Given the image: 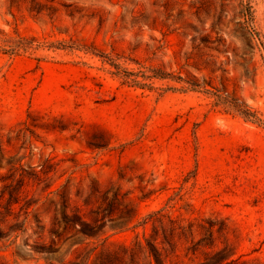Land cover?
Here are the masks:
<instances>
[{"label":"rangeland","instance_id":"374dc122","mask_svg":"<svg viewBox=\"0 0 264 264\" xmlns=\"http://www.w3.org/2000/svg\"><path fill=\"white\" fill-rule=\"evenodd\" d=\"M0 32V264H264V0H0Z\"/></svg>","mask_w":264,"mask_h":264},{"label":"trees","instance_id":"16d2710c","mask_svg":"<svg viewBox=\"0 0 264 264\" xmlns=\"http://www.w3.org/2000/svg\"><path fill=\"white\" fill-rule=\"evenodd\" d=\"M1 33V32H0ZM1 38V37H0ZM15 49V47L13 48ZM114 66L116 67V70L114 71V74L118 77H120L123 81V83H128L131 85L139 86V87H148V88H154V80H165V79H173L178 80L180 82H185L186 85H182L180 87L170 86L167 89H187L191 86H194L192 88H195L198 85V83H194L191 81H188L187 79L179 76L175 77V75L165 71L162 68H152L149 67L147 69H142L139 71H132L127 68H123L120 64L114 63ZM178 78V79H176ZM188 84V85H187ZM215 95V104L220 105L223 104L230 109L235 110L242 116H244L247 119L260 121V117L258 116L257 112L254 111L245 101L239 99L238 97L231 96V95H224L221 92L217 91L213 93ZM82 228L85 233H90L91 226L88 222L82 221ZM90 227V228H89ZM159 260V259H158Z\"/></svg>","mask_w":264,"mask_h":264}]
</instances>
